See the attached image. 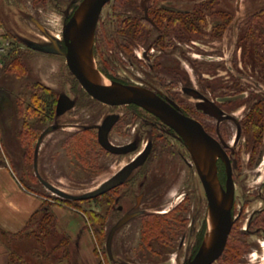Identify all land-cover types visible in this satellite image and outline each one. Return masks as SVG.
<instances>
[{
  "label": "rangeland",
  "instance_id": "obj_1",
  "mask_svg": "<svg viewBox=\"0 0 264 264\" xmlns=\"http://www.w3.org/2000/svg\"><path fill=\"white\" fill-rule=\"evenodd\" d=\"M67 3L68 0H60L55 9L44 0H0V26L4 27L7 37L13 43L9 54L12 50L13 57L18 53L22 67L16 69L13 66L5 75L0 73V88H6L10 92V103L4 106L6 108L0 107V132L2 134L10 129L12 133L19 132V136L21 132L28 133L29 137V146L21 143L20 139L17 141L16 136V140H10L8 146L3 143L0 158L8 160L17 176L23 178L25 183L31 185V189L43 195L48 202H53L57 196L44 187L36 175L33 166L35 147L42 131L56 120L55 109L51 105L56 96L66 92L74 98L72 88H80V85L71 74L63 56L37 51L32 44L41 46L47 44L53 36L61 37L65 20L63 11ZM120 4L124 7L115 8L116 13H113L114 6ZM148 6H153L152 15L160 16L159 22L163 16L174 19L180 14H187L192 18L194 11L200 12L201 21L195 27L188 25V36L186 35L187 39L183 43H177L175 36L164 40V28L154 30L144 20V9ZM32 18L40 20L46 32L39 30L31 21ZM102 18L107 22L104 27L106 35L112 36L115 35V30L124 31L127 28L136 43L135 53H130V57L134 55V59H131L134 65L129 64L130 60H125L118 53L117 56L122 61H117V56L113 57L112 53L107 55L111 57L106 56L111 64H117L112 71L116 77L136 87L147 82L153 83L190 108L195 101L183 93L182 87L192 86L216 101L226 115L232 118L220 124V127L225 142L236 150L233 156L236 182L233 237L237 233L248 235L246 238L249 243H246L250 246L249 253L244 255L239 264H264V236L249 225L252 220H264V213L260 212L264 209V0H115L104 8ZM120 19L124 23L123 29L118 23ZM175 25V21H168L169 31L174 32L172 28L175 29ZM147 52L151 56L149 62L143 59V54ZM101 56L97 53V58ZM94 63L98 65L95 59ZM17 71L18 75L15 73ZM110 111L124 112V116H130V119L135 117L128 107L109 108L89 96L87 99L79 96V107L56 122L81 125L98 123ZM136 113L135 129L130 130L125 125L117 127L112 134L116 144L129 142L134 137L142 145L149 138L155 141L151 159L145 167L136 170L131 178L135 182L132 184V194L141 191V181L146 183L147 194L140 210L146 213L145 216L155 215L153 220H149L154 236L160 235L167 226L175 230L173 226L178 225L180 214H173V210L178 206L187 208L189 212L181 214L188 219L185 224V234H188L186 240L181 241L182 236H177L172 239L171 247L165 248L161 246L158 237H152L149 245L152 252L145 256L136 254L135 248L144 245L146 241L145 236H140L141 223L147 222L146 217L142 216L119 231L113 243L114 260H110L106 252L107 236L122 213L116 217L112 213L113 206L106 205V227L103 232L100 230V214L104 209L101 208L99 199L78 202L76 208L84 213V218L68 208L59 211V219L68 228L70 236H75L77 241L81 231L87 232L89 245H93L98 252L96 264L98 261L104 264H186L198 249L192 248L196 237L200 234V241H203L209 224L205 191L195 169L189 168L185 162L191 161L186 148L163 135L161 138L167 140H160L158 136L161 132L153 130L148 123L140 120L141 116L144 115L145 118L147 115L139 110ZM196 115L216 133L217 120L207 116L202 118L199 113ZM233 119L240 123L239 139V129ZM1 120L6 121L4 126H1ZM81 125V129L69 126L70 128L48 135L39 150L38 158L40 175L74 195L96 189L132 158H110V166L103 168H81L80 163L75 160L71 165L70 154L63 150V146L66 142H71L72 154L86 149L82 147L83 137L90 134L83 133L85 130ZM3 134L5 135L4 132ZM96 148H100L99 145ZM133 195L125 201L128 211L134 210ZM191 225L195 227L193 233L190 231ZM249 230L256 235H249ZM4 240H10L11 247H15L31 264H39L34 254L38 247L35 239H10L7 236ZM232 243L234 242L231 241L230 244ZM49 245L52 246L53 241ZM89 245L87 246L90 247ZM80 259L79 253L77 264L83 263Z\"/></svg>",
  "mask_w": 264,
  "mask_h": 264
},
{
  "label": "flooded vegetation",
  "instance_id": "obj_2",
  "mask_svg": "<svg viewBox=\"0 0 264 264\" xmlns=\"http://www.w3.org/2000/svg\"><path fill=\"white\" fill-rule=\"evenodd\" d=\"M83 1L84 0H68V3H67V5L63 11L65 20L63 23L61 37L53 36L50 38V41L47 44H43V45H47V47L53 48V49H55L57 47V48H60L62 51L67 50L66 45H65V41L63 38V29H64V26L66 25V23L73 16V14L79 8L80 4ZM113 1H115V0L109 1L103 7V9L100 13V16H99V19H98V22L96 25V30H95V37H94V44H93V57L95 59V62L98 63V65L96 66L97 69L104 76H106L108 79L120 82L122 84L132 85L131 83H127L126 81L121 80L115 76V73L112 71L115 70L114 65H117V64H114V63L111 64L108 61V59L106 58L108 53H112L114 55L113 57H116L117 53H118V55L121 56L122 58H124L125 60L129 59L130 60L129 64H132V65L135 64V63L131 62V59L132 60L134 59V55H132V57H130V55H131L130 53H135L134 46L136 45V43H135V41L131 35L132 33L127 31V28H125L124 31L115 30L117 35H116V33H115V35H112V36L106 35L104 27L106 26L107 22H104V20L102 18V14H103L104 8L109 3H112ZM44 2H46L47 4L53 5V7L56 9L60 3V0H44ZM123 7L124 6L122 4L115 5L113 8V13H116L115 8L120 9ZM152 8H153V6H148L147 9L146 8L144 9V20L147 23H149L151 26H153L154 30L164 28V33H163L164 37H162L164 40H169V37L175 36L177 43H180V44L183 43L185 41V39H187L186 35L188 36V34H187L186 30L183 29V26H182L183 24H180V20H177V19L183 18L187 14H180L177 16V18H174L177 20L176 28L175 29L172 28V30L174 32H172L171 30H170L171 31L170 32L168 29V27H169L168 21L170 23V22H173L174 19L167 17V16H163V19L159 22L158 17L160 18V16L155 15L156 16L155 17L154 15H152L151 14ZM192 13H194V14H192V16H195V13H197V11H194ZM116 16L117 15H115V17ZM119 16H121V15L119 14ZM170 19H172V20L170 21ZM163 20H165V21H163ZM31 21L36 25V27L39 30H41L42 32H46L45 27L41 24L40 20H38L37 18H32ZM118 23H119L120 28L123 29L124 23L122 22L121 19L118 21ZM166 23H167V26H166ZM180 31H182L183 34H181ZM118 33H119V36H118ZM160 36H161V34H160ZM141 39L143 40V37H141ZM136 41H137V38H136ZM97 53L104 56L105 58H103L102 56H101L102 58L101 57L97 58ZM51 55L63 56L60 54H51ZM107 57H111V56H107ZM116 59H117V61H122L121 58H119L118 56ZM143 59L146 60L147 62H149L151 60V56L149 55L148 52L143 54ZM95 65H96V63H95ZM77 82H78V80H77ZM79 85H80V88L79 87L72 88V90L74 91V94H75L74 98L70 97L66 92H61L58 94V96H56L55 101H53V104H51L53 106V109H55L54 110V118L56 120L61 119L62 117L66 116V114L68 112L79 107V96L84 97L86 99H87V96H89L95 102H97L101 105L107 106L109 108L128 107L130 112H132L135 117H131V119H130V116H128V118H126V116H124V112L110 111L108 113H105L102 116V119L100 122L89 123L86 125H84V124L81 125L78 123H76V124L75 123L62 124L60 122H56V120H55L54 124L50 125V126H55L56 129L54 131H52L51 133L60 131V129L65 130L66 128H70L69 126H76L77 128H80V125H81V127H83V130H85V131H83V133L87 132L90 134V135L87 134V135H89L87 137H85V136L83 137L84 139H83L82 147H84L86 149L85 150L82 149L84 151H81V153H78V154L73 153L72 154L70 148L72 147L73 144H70L71 142H66L64 144L63 150H65L66 153L70 154L71 165H73V160H75V162L80 163L81 168H82V166H83V168H103L104 166H110V161H111L110 158L113 159L115 157H127V156L131 157L132 156V158L129 161H127L125 164H123L120 167L122 169V168H125L126 166H128L129 164H132L133 162H135L142 154L147 152V149L150 147V150L147 153L145 161L141 165L136 167L137 168L136 170L145 167V165L151 159V157L154 153V150H155V141L152 138L147 139V141L145 142L144 145H142L141 141H139L136 137H134L131 141L125 142L122 144H116L112 138V134L115 132L117 127L127 125L126 127L128 129H130V130L133 128L135 129V127H136V119L135 118H137L136 111L139 110L142 112V114L147 115L145 118L143 117L144 115L141 116L142 118L139 117L140 120L146 124L148 123V125H150L152 127V129L154 128L157 131H159V133L161 132L160 136H158V137H160V140L166 139L164 137L161 138L163 135L165 137L171 138V139L181 143L186 148L187 152L189 153L191 161L185 160V162L189 168H194L196 173L198 174V170H197L198 167L195 163V160L193 158L191 151L188 148V145L185 142V139L173 127L166 124L159 117L155 116L154 114H152L151 112L147 111L146 109H144L143 107H141L139 105H136V104L108 105V104H105L103 102H100V101L94 99L90 94H88L86 92V90L81 86L80 83H79ZM140 87L154 92L157 96H159L165 102H167L168 104L175 107L181 114L198 121L203 126L206 133L208 135H210L211 137H213L214 139H216L220 143L223 150L226 152V154L228 156V160L230 161V164H231L232 178H233V182H234V205L232 208V218H233V209H234L235 200H236V182L234 179L233 156L235 155L236 150L231 148L228 145V143L225 142V140H224L225 138H224L222 129L220 127V124H222L223 122L228 121L232 118L230 116L226 115V112L222 109V107L218 103H216V101L211 100L209 97H207L205 94H203L201 92V90H198L192 86H188V87L183 86L182 87L183 93L195 101L194 106H192L191 108L188 105L185 106L179 99L175 98L172 94H168L167 92L164 91V89L158 87L157 85H154L153 83L147 82V83H145V85L141 84ZM62 94H66L71 100H73L74 106L72 109L68 110L64 114L59 115L57 113V107H58L59 98ZM205 103L215 104L219 109V114L216 115L214 113H210L209 111H206L204 108ZM196 113H199V115L202 118H206V116H207L208 118H210L212 120H217L218 125L215 126V130H216L215 132L216 133H214V131H212L210 129L209 125L204 124V122L201 120V118L198 115H196ZM113 116L117 117V120L115 121V123L113 124V126L111 128V130L108 134V138H109L110 142L115 147H125L126 152H123V153H112V152L106 150L99 142L100 128L104 125L105 121L108 118L113 117ZM126 119H128V123H126ZM233 121L236 123L237 129H239V133L237 134V139H239V137L241 136L240 123L234 119H233ZM138 126L142 127L141 125H138ZM44 131L45 130H43L42 133ZM51 133H49L48 135H50ZM40 136H39V138H40ZM39 138H38V140H39ZM42 144H41V146H42ZM96 145H99L100 148H96ZM41 146H40V148H41ZM34 158H35V154H34ZM216 163H217V168H218V178H219L222 186L226 189L227 179H228L226 163L220 157L217 159ZM39 165L40 164L38 162V167H39ZM33 166H35V165H33ZM121 169H119L113 175L118 173ZM134 172L131 174V176L123 184L119 185L118 187L106 192L105 194H103V195H101L95 199L88 200V201H94L96 199H99V201L101 202L100 206H101V208L104 209V212L100 214L101 215V228H102L100 230L102 232H103V229L106 227V223H105V221H106L105 216L107 213L106 212V208H107L106 205L107 206L108 205L113 206V212L112 213H114L116 215V217L122 213L121 216L119 215V218L117 217V220L113 226H115L127 214L136 212L138 210L142 211V210H140V208L135 209V207L137 205V201H138L139 197H141V206L140 207H142V202L144 201L146 194H147L145 191L146 183L144 181H141L139 183V187L141 188V191H139L138 193L133 195L132 189L134 187L132 186V184H134L135 182L131 181V178H132ZM198 176H199V174H198ZM199 179H200V176H199ZM200 181H201V179H200ZM132 195L134 196V200H135L134 205L135 206H134V210L128 211L125 203L127 202L126 199H129L130 197H132ZM105 197H107L106 200H104ZM206 199H207V197H206ZM81 202H86V201H81ZM187 212H189V210L187 208L185 209L184 206L183 207L178 206L177 209H174L173 214L179 213L180 214L179 215L180 221H178V225H174V226H173V224L171 225V226H173V229H175V230H172L167 226L166 229L162 230V233L160 234L162 237H160V235H158V234L154 236L152 234V230H151V224L152 223L149 220H153L155 215L145 216L146 213L144 211H142L141 215H139L136 218H140L142 216H145L147 219V222L146 223L142 222L141 227H140V236H142V235L145 236L144 238L146 241H145L144 245H138V247L135 248L136 254H138V255L142 254L143 256H145V255H147V253L152 252L149 248V245H151L150 243L152 241L151 240L152 237H158L161 240L160 241L161 246H163L165 248L171 247L172 239L177 237V236L178 237L182 236L181 241L186 240V237H188L187 236L188 234H185L186 233L185 224L188 222L187 221L188 219H186V217L184 215L181 216V214H185ZM260 212L264 213V209L261 210ZM107 216H108V214H107ZM136 218L131 219L129 222H127L125 225H123L120 229H118L116 231L114 239H113V243L115 242V238H116L117 234L119 233V231L121 229H123L126 225H130V223L133 222V220H135ZM261 223H262V225L260 226ZM255 224H257V225H255ZM249 225H251V227H255L256 229H258V232L263 234V236H264V220L263 221L261 220L260 222H258V220H256V222L254 220H252L251 222H249ZM233 227H234V225L232 226L230 235L228 237V242H227V246L225 249L226 251H224L223 255L215 263L239 264L240 260L244 257V255L246 253H249L250 246H249V244H247L249 242L247 241V238H246L248 235L244 234V233H237L236 235L234 234V237H233V232H234ZM190 231L192 233L195 232L194 225L193 226L191 225ZM249 231H251V233L249 235H256L255 233H252L253 232L252 230H249ZM196 238L197 239L194 242V244L192 245V248L194 249L195 247H197L198 248L197 251H198L199 247L201 246V242H202V241H200V234ZM231 241L234 243L229 245L228 243L229 242L231 243ZM113 245H112V250H113ZM197 251L194 252V254L190 258V260L195 256ZM106 252H107V250H106ZM107 255H108V253H107ZM108 257H109V255H108ZM109 259H110V257H109ZM113 260H114V256H113ZM189 261H187L186 264H188ZM127 263L132 264L130 262H127ZM215 263H213V264H215Z\"/></svg>",
  "mask_w": 264,
  "mask_h": 264
},
{
  "label": "water",
  "instance_id": "obj_3",
  "mask_svg": "<svg viewBox=\"0 0 264 264\" xmlns=\"http://www.w3.org/2000/svg\"><path fill=\"white\" fill-rule=\"evenodd\" d=\"M109 1L111 0H84L80 4L63 29L66 51H62L57 47L55 49L49 48L47 45L32 44V47L43 53L63 55L71 74L94 99L108 105H139L173 127L185 139L198 167V174L208 201L209 213V224L205 237L199 250L188 264H213L223 255L233 226L234 182L230 161L220 143L208 135L198 121L181 114L175 107L165 102L154 92L142 87L110 80L97 69L93 58L95 30L100 13ZM84 37L87 40L83 44ZM204 105L206 111L216 115L219 114V109L215 104L205 103ZM73 106L74 101L66 94H62L58 101L57 113L62 115L72 109ZM116 120L117 117L113 116L105 121L100 128L99 142L112 153H123L126 152V148L115 147L108 138V134ZM55 129V126H49L41 134L35 148L34 167L36 175L44 187L51 191L53 195L69 201L92 200L123 184L137 169L136 167L145 161L150 150L149 147L147 152L142 154L135 162L122 168L96 189L74 195L44 179L38 172L40 146L44 138ZM209 150H212L216 155V159L212 164L209 161ZM219 157L227 166L226 189L218 178L216 162ZM140 206L141 197L138 198L135 209H139ZM141 213L142 211L139 210L129 213L111 228L106 240V250L111 260H113L112 245L116 231L131 219L141 215Z\"/></svg>",
  "mask_w": 264,
  "mask_h": 264
},
{
  "label": "trees",
  "instance_id": "obj_4",
  "mask_svg": "<svg viewBox=\"0 0 264 264\" xmlns=\"http://www.w3.org/2000/svg\"><path fill=\"white\" fill-rule=\"evenodd\" d=\"M215 0H212V2ZM188 17V18H187ZM180 24H183V29L186 30L188 25L191 27H195L198 21H201L200 12L196 13L195 16L190 18V16L186 15V17L179 18ZM174 19L175 22H177ZM176 27V25L174 26ZM183 34L182 31H180ZM18 51V49H16ZM14 52V50H12ZM8 54L4 57V67L1 70V73L5 75L7 72L11 71L13 66H16V69H20L21 62L18 58V53L12 56L13 53ZM17 55V56H16ZM18 75V71L15 72ZM15 75V74H14ZM6 88H0V105H6L10 103L9 96L10 93ZM9 98V99H8ZM21 106V104H19ZM19 106V111H20ZM2 108V107H1ZM20 142L24 143L26 146L28 145V133L21 132L19 136ZM0 157H1V148H0ZM3 159L0 158V165L3 164ZM17 175V174H16ZM29 176L32 177L31 173ZM19 178L21 184L31 192H34L38 195H41L39 192L31 189V185L25 183L23 178ZM43 197V195H41ZM57 199V200H56ZM53 202H48L44 200L41 207L34 213V215L30 218L24 230H22L19 234H10L8 232L3 231L0 228V239L1 242L8 249V264H31L26 257L20 253L15 247H11V241L4 240L5 237L9 236L10 239H18V238H33L37 241L38 247L35 250V256L37 257V261L39 264H58L62 262H67L68 264H77V257L79 256V251L75 241L64 231L59 229L58 218L52 211L53 205H61L70 209H76V205L78 202L69 201L62 198L57 197ZM98 199L94 200L97 201ZM84 214V213H83ZM5 236V237H4ZM53 241L52 246H48L50 242ZM230 245V242L228 243ZM226 251V250H225ZM96 254L98 255L97 250L95 249ZM36 264V263H35ZM98 264H104L100 261Z\"/></svg>",
  "mask_w": 264,
  "mask_h": 264
},
{
  "label": "crops",
  "instance_id": "obj_5",
  "mask_svg": "<svg viewBox=\"0 0 264 264\" xmlns=\"http://www.w3.org/2000/svg\"><path fill=\"white\" fill-rule=\"evenodd\" d=\"M4 106L5 105H0L2 109L6 108ZM5 123L6 121L3 122L1 120V126H4ZM3 132L5 133V135L3 134ZM3 132L2 134L0 132V148L2 150L4 148L3 143L7 145L10 140H16V137L17 141L19 139V132H16L15 134L10 132V129H6V131ZM7 161L8 160H5L4 163L0 165V228L10 234H19L22 230H24L34 213L41 207L43 203V197L26 189L19 181V178L13 168H10V165ZM62 209L68 208L61 205H53L52 207V211L56 216H58L57 218L59 229L68 234V228L61 224L62 222L60 221L58 215L59 211H62ZM68 210L77 212L84 218V215L81 212L72 209ZM80 233L79 241L75 240V236H70V233L68 235L75 241L77 245L78 251L81 255L80 261L83 262L81 263L96 264V252L93 245H89L90 240L87 237V232L81 231ZM89 233L92 237L90 231ZM83 240L85 243H83ZM87 245H89L90 247H88ZM0 264H8V249L1 241ZM58 264L68 263L62 262Z\"/></svg>",
  "mask_w": 264,
  "mask_h": 264
},
{
  "label": "built area",
  "instance_id": "obj_6",
  "mask_svg": "<svg viewBox=\"0 0 264 264\" xmlns=\"http://www.w3.org/2000/svg\"><path fill=\"white\" fill-rule=\"evenodd\" d=\"M13 47V43L7 37L4 27L0 26V72L4 67V57H6Z\"/></svg>",
  "mask_w": 264,
  "mask_h": 264
},
{
  "label": "bare ground",
  "instance_id": "obj_7",
  "mask_svg": "<svg viewBox=\"0 0 264 264\" xmlns=\"http://www.w3.org/2000/svg\"><path fill=\"white\" fill-rule=\"evenodd\" d=\"M86 40H87L86 37H84V39L82 40V43L84 44ZM208 155H209L210 163L211 164L214 163V160L216 159L215 153L212 150H209Z\"/></svg>",
  "mask_w": 264,
  "mask_h": 264
}]
</instances>
